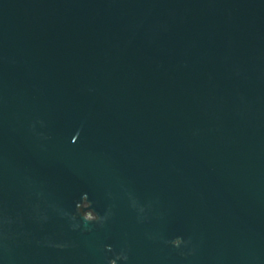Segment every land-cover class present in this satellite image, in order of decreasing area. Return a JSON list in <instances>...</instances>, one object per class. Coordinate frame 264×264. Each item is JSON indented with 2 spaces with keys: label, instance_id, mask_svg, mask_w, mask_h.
<instances>
[{
  "label": "water",
  "instance_id": "obj_1",
  "mask_svg": "<svg viewBox=\"0 0 264 264\" xmlns=\"http://www.w3.org/2000/svg\"><path fill=\"white\" fill-rule=\"evenodd\" d=\"M113 259L264 264V0H0V264Z\"/></svg>",
  "mask_w": 264,
  "mask_h": 264
},
{
  "label": "clouds",
  "instance_id": "obj_2",
  "mask_svg": "<svg viewBox=\"0 0 264 264\" xmlns=\"http://www.w3.org/2000/svg\"><path fill=\"white\" fill-rule=\"evenodd\" d=\"M84 209H81L79 211H77V213H79V215L83 218L84 221L86 222H93V221H98L100 219V217H98L90 208H88V212H90V215L89 216H86L84 214ZM182 243V240L178 237V238H175L171 241V244L174 246V247H178L180 244ZM118 258H121V259H127L126 256H121V257H118ZM109 264H116V260L113 259V260H110L109 261Z\"/></svg>",
  "mask_w": 264,
  "mask_h": 264
}]
</instances>
